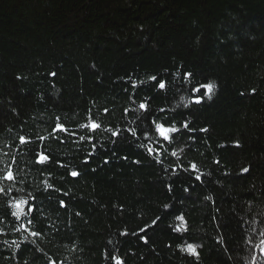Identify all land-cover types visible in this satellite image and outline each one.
<instances>
[{
    "label": "trees",
    "instance_id": "16d2710c",
    "mask_svg": "<svg viewBox=\"0 0 264 264\" xmlns=\"http://www.w3.org/2000/svg\"><path fill=\"white\" fill-rule=\"evenodd\" d=\"M0 188V264H264V0H0Z\"/></svg>",
    "mask_w": 264,
    "mask_h": 264
},
{
    "label": "snow or ice",
    "instance_id": "6c2138e0",
    "mask_svg": "<svg viewBox=\"0 0 264 264\" xmlns=\"http://www.w3.org/2000/svg\"><path fill=\"white\" fill-rule=\"evenodd\" d=\"M52 76H55L56 73H51ZM192 76L191 73H185L184 74V79L186 82H188L189 84H191L190 87V92L192 94V99L190 101V103L192 105H199L201 104L205 98L207 99H211V94L213 92V90L215 89L216 85L212 82H204V83H199V84H194L191 82V80L189 79ZM150 80L153 82V86L157 87L160 90H165L166 86H167V82L164 80H158V78L156 76H152L150 77ZM135 87V85L133 86ZM254 91V90H253ZM181 99H183V97H181ZM184 107L187 108L189 107V103H185ZM139 109L140 110H144L147 111L148 110V103L146 101L141 102L139 104ZM107 111V110H105ZM161 112H165V109H160ZM57 120H59V118H57ZM152 124L154 125V133L156 135V137L158 138V142H164V143H170L173 139V137L175 136V134L181 132V128L176 127L174 123L169 124L167 121L164 122H157L156 119H153ZM81 128H87L89 129L90 132L92 133H96L102 126L101 124L95 122L94 120H92L91 123H86V124H82L80 125ZM182 127L184 130H188V131H194L193 129L189 128V124L187 121H184L182 124ZM133 135H135V130H131ZM201 131H206V129H201ZM60 132H68L67 127L62 123V122H58L56 123L55 127L53 128V133L59 134ZM113 135L118 136L119 132H113ZM40 139H45L44 137H40ZM85 137L81 136L80 140H84ZM88 140L92 139V136H88L87 138ZM20 141L21 143H27L28 141L26 140L25 137L21 136L20 137ZM93 147H95V145H93ZM149 154H152V149H149ZM176 153L173 152L172 155H175ZM89 155H91V153H89ZM50 159V157L48 155H46L43 152L37 153V162L38 163H44L46 161H48ZM217 164H219V161H216ZM189 169H184V171H188ZM197 165L195 163L191 164V171L195 172L197 171ZM175 171V169H174ZM242 171L247 172L248 169H243ZM73 177L78 176L79 173L76 171H72L70 173ZM197 181L201 180V175H196L194 177ZM3 179L7 180V181H14L15 180V175L14 173L11 171V169H9L7 171V173L4 175ZM169 188H171V186H169ZM4 189L0 188V192H3ZM187 191V189H186ZM61 206H64V202L61 201ZM29 204L28 200H25L23 198L20 199H16L12 202L11 207H13L15 209V211L12 213L13 216H15L17 219H20L22 216H27L29 213L34 211V208L32 207H28L27 211L25 210L26 206ZM169 206L165 205V209H168ZM159 218H157L158 220ZM176 220L178 221H183L184 217L182 215L177 216ZM157 221H153V224H155ZM29 223H31V221H29ZM182 225H177L176 226V231L179 232L181 230ZM141 232L145 231V229H141ZM122 235H128L127 232H123L121 233ZM31 235L36 236L38 235V233L36 232H32ZM262 235H264V233H262ZM143 239V237H142ZM146 242V241H145ZM261 246H262V250H264V240L261 241ZM17 247H19V245H17ZM187 250L193 255L196 256L198 258L199 253L196 250V246H194L193 244H187ZM110 259L114 262V264H124L123 259L119 256H111Z\"/></svg>",
    "mask_w": 264,
    "mask_h": 264
}]
</instances>
